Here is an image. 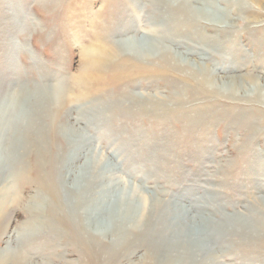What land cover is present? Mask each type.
Listing matches in <instances>:
<instances>
[{
	"label": "rangeland",
	"instance_id": "374dc122",
	"mask_svg": "<svg viewBox=\"0 0 264 264\" xmlns=\"http://www.w3.org/2000/svg\"><path fill=\"white\" fill-rule=\"evenodd\" d=\"M210 1L217 5L207 11H231V19L221 25L196 21L199 27L182 30L184 54L194 45H186V39L200 31L217 36L218 48L230 47L225 50L231 63L248 64L232 73L222 70L220 77L225 79H219L215 90L199 88L188 69L195 65L183 58L179 65L161 68L160 57L155 58L156 64L145 59L151 67L145 74L131 65L134 77L119 83L113 74L122 57L97 69L88 66L89 50L98 51L103 45L120 50L125 41L153 35L155 30L164 35L160 31L163 14L153 0H0V106L13 95L17 110L24 104L26 109L41 108L38 101L45 89L67 86L76 100L61 118L60 133L70 125L92 141L84 150L86 157L58 167L65 191L76 193L72 185L80 173L75 171H81L93 149L116 168L110 180L116 189L135 190L144 208L145 228H153L119 250L111 264H196L212 253L216 264H264V230L257 223L264 216V97L245 92L232 95L221 84L235 75L264 77V1L258 5L245 0L249 9L245 14L232 0ZM170 3L177 6L179 0ZM171 4L173 12L176 7ZM202 5L194 7L202 9ZM164 27L166 33L178 35L172 23ZM210 56L223 66L220 58ZM260 85L264 88V80ZM122 88L148 102V111L160 108L159 112L120 117L118 110L109 108L122 96ZM91 107L105 112L99 128L88 124ZM4 132L5 146L17 145L24 137L27 148L15 172L0 167V264H108V258L98 260L93 255L94 245L92 251L87 249L73 223L51 219L50 198L58 200L59 194L46 174L50 156L42 152L39 165L38 143L18 120ZM56 139L59 147L70 152L65 136ZM14 152L11 147L6 151L12 160ZM59 202L62 214L66 213L67 204L61 198ZM80 212L84 218L85 212ZM192 228L194 236L180 233ZM203 229L204 235L212 234L205 238L207 242L198 234ZM131 233L134 238L139 235ZM89 236L96 235L90 232ZM197 251L203 256L195 259Z\"/></svg>",
	"mask_w": 264,
	"mask_h": 264
},
{
	"label": "bare ground",
	"instance_id": "6f19581e",
	"mask_svg": "<svg viewBox=\"0 0 264 264\" xmlns=\"http://www.w3.org/2000/svg\"><path fill=\"white\" fill-rule=\"evenodd\" d=\"M244 1L245 0H232L233 4L238 7L240 14H245L249 10ZM253 1L256 4L261 5L264 0ZM200 3L203 4L202 9L194 7V5ZM216 3L217 2H211L210 0H179L178 5L174 6V3L171 4L170 0H153L155 9L157 11L161 10L160 12L163 14V25H161L160 31L164 33V35L161 36L159 31L155 30L154 33H152L153 35L149 34L142 38L140 37L125 41V47H121L120 50L118 47L113 49L107 45H103L98 51L89 50V52L86 53L88 66L91 67V69H97L101 66H107L110 62L115 63L114 60H119V58L122 57V59L118 61L113 74V78L119 83L134 77L129 70L131 65L133 66L132 68L138 70L139 74H145V71H147L148 68H151L149 65L144 64L145 59L156 64L157 62L155 61V58L160 57L159 62L157 63L159 64V68L168 67L170 65L176 66L186 59L189 63L195 65L193 69H188L191 71V76L197 80L198 87L201 88V86H203L209 90H215V88H219L216 85L219 79H225L220 77L222 70L224 73H232L233 71H237V69L246 67L248 64L246 63L241 67H237L238 64L231 63L227 58V50L230 49V47L226 46L224 47V50L218 48L217 46L221 42L217 39V36L207 37L200 31L195 32L193 39H186V45H194L191 50H187V55H185L184 50L180 47L182 43H185L184 38L181 37L180 33L182 30L186 31L187 28L199 27V25L196 24V21H206L210 24L221 25L225 23L226 20H230L231 11H227L224 14L207 11V9L212 10V7H216ZM170 4L171 7L172 5L176 7V10L173 12L170 11ZM166 23H168V25L172 23L173 31L178 33L177 36L170 35V31L166 33L167 30L164 27ZM159 40L161 41V44L157 43ZM226 48L227 50H225ZM210 54L215 55L216 59L220 58L223 66L220 67L218 62L213 61ZM174 60L175 62H173ZM195 68L197 69L196 72L193 71ZM260 80H264V77H261L258 74L231 76L227 81L221 80L222 90L228 89L232 95L245 92L247 96L258 94V96L261 95L264 97V88H261ZM63 86L61 85L54 88L51 87L52 89H45L41 93L40 101H38L39 104L41 103L43 106L41 108L36 106L35 108L26 109V104H24L23 107L17 110V98L15 99L13 95L7 96L8 100L6 101V104L0 106L2 107L0 109V158L3 160L0 167L2 169L3 167H7L8 169L12 167L15 172L16 166L20 164V158L25 155L27 141L24 137L22 140H18L17 145L11 143L9 146H5L1 139V136L4 135L2 133L7 130V128H11L12 122L15 123L16 120H18L19 123L25 125L27 133L33 135L35 137L34 140L38 143V147H36V158L38 159L39 165L40 162H42V152H45L47 157L48 155L50 156V160L45 163L50 165V170L46 174L50 178L51 186L54 189L53 191L57 192L59 198L67 204L66 213L64 212V214H62L64 207L60 206L59 198L58 200H55L54 197L50 198V204L52 203L53 207L49 212L51 219L57 222L66 219L68 223H73L72 225L76 232L82 235L83 243L87 249H91L94 245L93 255L96 259L100 260L105 258L107 261L108 258V264H111L115 259V256L118 255L119 250H125V247L129 246L133 239L139 240L143 238L146 233L145 231L153 232V228L150 226V228H145L147 224L144 222V213L142 211L144 208L141 207L142 202L136 198L135 190L130 193L128 190L119 191L116 189L115 183L110 182L111 178L113 179L116 168L113 167L112 162H110L111 160L103 159L105 156L99 158V155L96 154V151L93 149L90 150V153L88 154L87 163H83V165L80 166L82 168L81 171H75V174L77 173V175L80 173L79 180L75 179V177L73 180L72 186L75 188L76 193L73 194L69 191H65L62 177L58 174V167L73 165V163L80 160L81 157H86L87 155L84 150L87 146L89 147L88 142H91L92 138L85 133H80L81 131L75 130L76 128L74 126L69 127L70 125H67L66 127L64 126L62 129L63 131L61 130L60 133L59 127L62 124L61 118L68 110V104L76 100L73 95L68 93L67 86ZM121 91L123 94L119 97V100H115L110 108L106 106L110 110H118L120 117L121 115L131 114L134 116H140L145 113L156 114L159 112L160 108H151L152 110L148 111V102L144 103L137 97L135 92H130L124 88H122ZM175 97L178 98V103H182V97L178 94ZM148 101L154 102V99L149 97ZM169 102L170 101H166V104ZM168 108L169 106L165 107V109ZM41 109H44V112H41ZM91 112H93V115H90ZM39 115L41 117L40 120L38 119ZM87 115L91 116L88 124L93 128H99V125L105 122L103 119L105 112L98 110V107H91V110ZM14 127L18 129V125L14 124ZM59 134L65 136L68 140V150H70V152L58 146L56 138ZM9 147H11L12 152L15 151L14 160L10 159L9 155L6 153ZM53 148L54 151H52ZM66 152H68V156ZM63 169L65 168H61L60 171ZM77 169L79 168L77 167ZM41 204H44L43 206L45 207V202L42 201ZM37 210L39 209L37 208ZM81 210L85 212L84 218L80 217ZM59 214H61L60 218L58 217ZM69 216H71V220H69ZM85 223H88V225L84 226ZM257 223L260 225L259 230H264V216L261 217ZM191 230L192 231L185 229V231H180V233L185 236H194L195 230L193 228ZM132 231L138 232L139 235L137 238L132 237ZM90 232H93L96 236L90 237ZM204 233V229L202 232H198V234H201L204 239L212 236L211 232H208L209 235H204ZM100 240H102V242H100ZM104 240H110L112 243L105 245V243H103ZM98 243H102L99 248L96 247V244ZM208 247H211L210 251H213L212 246H209L208 244ZM203 252H205L204 249ZM203 252L201 253L197 251L195 253V259L201 258ZM215 257V254L212 253L206 258L207 260L205 259L204 262H199V260V263L197 262L196 264H216L217 260ZM165 264L170 263L166 262Z\"/></svg>",
	"mask_w": 264,
	"mask_h": 264
}]
</instances>
